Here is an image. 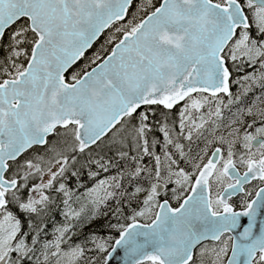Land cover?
<instances>
[{
  "label": "snow or ice",
  "instance_id": "obj_1",
  "mask_svg": "<svg viewBox=\"0 0 264 264\" xmlns=\"http://www.w3.org/2000/svg\"><path fill=\"white\" fill-rule=\"evenodd\" d=\"M0 264H264V0H0Z\"/></svg>",
  "mask_w": 264,
  "mask_h": 264
},
{
  "label": "trees",
  "instance_id": "obj_2",
  "mask_svg": "<svg viewBox=\"0 0 264 264\" xmlns=\"http://www.w3.org/2000/svg\"><path fill=\"white\" fill-rule=\"evenodd\" d=\"M91 53H89V55H90Z\"/></svg>",
  "mask_w": 264,
  "mask_h": 264
}]
</instances>
